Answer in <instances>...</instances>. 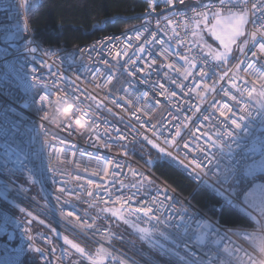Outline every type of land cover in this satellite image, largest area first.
Wrapping results in <instances>:
<instances>
[{"label": "snow or ice", "instance_id": "1", "mask_svg": "<svg viewBox=\"0 0 264 264\" xmlns=\"http://www.w3.org/2000/svg\"><path fill=\"white\" fill-rule=\"evenodd\" d=\"M161 4L154 30L146 18L121 36L107 37V43L89 46L87 53L76 50L81 69L75 79L41 61L47 77L32 67L28 81L21 65V80L26 91L45 92L33 98L40 105L37 112H44L41 121L49 122V113L59 114L67 104L63 111L71 116L58 127L69 136L86 137L105 149L119 146L122 157H128L129 145L149 146L157 158H170L219 196L221 211L235 210L232 227H223L127 161L81 151L80 157L88 156L84 163L77 158L79 149L70 151L75 145L50 134L45 123L36 134L45 137L41 150L47 152V166L30 168L20 161L21 169L33 184L50 180L55 185V201L70 233L51 228L63 240L59 264H138L135 256L114 246V241L124 242L118 231L122 225L150 249L154 259L146 264H264L241 242L264 254V0H147L145 17L156 14ZM28 5L29 0H19L20 8ZM21 31L28 32L27 23L23 29L17 26V39ZM25 50L35 54L38 46ZM82 77L93 85L99 81L104 94L79 87ZM137 84L147 90L140 92ZM245 137L252 138V148L241 143ZM236 149H242L238 157ZM257 150L260 159L246 163L247 153ZM34 158L43 160L40 151ZM152 162L149 152L145 164ZM0 197L7 199L6 186ZM19 211L28 218L25 233L33 221L45 223L27 208ZM249 221L260 230L248 231L244 225ZM10 222L5 216V231ZM42 239L53 244L47 236ZM32 250L49 264L44 249ZM3 264H20L19 253Z\"/></svg>", "mask_w": 264, "mask_h": 264}, {"label": "built area", "instance_id": "2", "mask_svg": "<svg viewBox=\"0 0 264 264\" xmlns=\"http://www.w3.org/2000/svg\"><path fill=\"white\" fill-rule=\"evenodd\" d=\"M41 0H31L27 8H20L18 6L19 0H0V190L7 187V199L0 197V264H3L6 260L16 259L17 253L20 255V264H45V260L41 258L40 253L35 252L34 248L39 247L44 249L45 256L49 264H59V256L61 254V248L63 246L62 238H57L56 234L51 231V228H55L58 233L65 235L70 234L68 229L69 225L63 220L60 215V206L55 201V185L51 184V181H47L45 184L36 183L33 184L27 179V172L23 171L20 166V161H24L28 164V167L35 168L37 165L42 164L47 166V152L41 150V142L45 137H38L36 130L41 123H45L50 134H54L62 139H67L71 144L75 145L70 151L77 152V158L81 159L84 163H87L88 156L80 157L79 152L91 154L92 156H102L104 158L119 159L122 163L127 161L135 168H139L142 171H148L152 177L161 186L167 185L171 190H174L180 198H186L188 202L194 207L199 208L190 196H185L176 190L169 183L160 178L153 171V166L160 161H167L175 168L180 170L190 179H192L197 188H205L204 185L200 184L198 180L188 175L178 164L174 163L170 158H157V154L154 150H151L147 145L136 144L135 146L129 145L128 157L119 156V146L111 149H105L99 145L93 146L91 141L86 137L81 138L80 136L73 134L69 136L68 132L64 131L63 128L58 127L67 117L71 116V113H65L63 110L67 108V104H64L60 108L59 114L55 110H52L49 115L51 117L49 122L41 121L40 116L44 115V112H37L40 107L39 104L33 102L39 100V95H44L45 92L41 89L26 91V85L21 80L23 73L19 72L20 66L23 65L24 72L29 73L26 77L28 81L31 80V68L36 67L40 70L45 77H47L48 69L44 68L41 61L53 63L54 66L52 71L63 72L66 76L75 79V75H79L78 69H81V63L79 59L78 49H85L86 53L89 46L99 43H107V37L110 36H121L126 30L133 26H139L146 18L151 21V27L155 28V21L159 18L160 10L163 8V4L157 9V13L150 17H145V13L141 16L139 22L121 32L108 33L101 35L98 38L84 45H77L72 48H52L44 45L42 41L35 37L31 22L29 19V13L37 8ZM11 5L12 7H9ZM183 11V9H180ZM165 11L163 15H168ZM25 23L28 25V32H20V38L17 39L15 36L17 26L23 29ZM11 37V38H8ZM31 39L34 41L33 44H27V40ZM33 47L38 46V51L35 54H31L25 50V46ZM45 52L55 53L54 56H45ZM69 54H73V59L68 58ZM92 56H95V52H91ZM35 57V58H33ZM87 59V55L84 57ZM75 74V75H74ZM99 81L95 85L89 81H85L83 77L80 81H77L79 87L87 89L93 95H103L99 87ZM127 87V85H125ZM136 89L140 92L147 90V86L137 84ZM37 93L33 97V93ZM123 93H121L122 95ZM57 93H52V99L55 100ZM211 99V97H209ZM219 99V97H217ZM85 103H89L85 101ZM112 105L109 104V107ZM116 111V109H114ZM123 114V113H121ZM73 117V121H74ZM112 119V117H109ZM127 119V118H126ZM115 122V121H114ZM123 128V125H119ZM254 136H259L261 132L252 130ZM241 136L244 133L241 131ZM51 139V135L47 137ZM242 144H247L249 148L253 147L252 138L245 137ZM57 148L62 147L57 143ZM132 151L131 149H133ZM40 151L43 160H36L34 154ZM151 152L152 163L146 165L145 160L149 157ZM242 152V149H236L235 155L238 157ZM175 155V153H174ZM249 159L246 163L251 164L253 161L260 159L259 151H249L247 153ZM180 158H183V154H180ZM31 161V163H29ZM215 170V169H213ZM76 174L75 171L72 173ZM211 175V173L209 174ZM214 194L210 189H206ZM215 195V194H214ZM220 198L219 196H217ZM48 201V203H46ZM87 205H84L86 207ZM27 208L33 211L34 214L40 215V219L45 220V223L41 225L39 221H33L31 225V231L25 233V227L28 225L25 221L28 219L24 213L19 211V208ZM66 210H71L66 209ZM216 213H221V206L216 207ZM203 211V210H202ZM207 216H210L203 211ZM7 216L10 222L7 225V230L4 227V217ZM219 221L220 225L225 226L221 223L219 217H213ZM253 224L251 227L246 228L248 231H259L260 225L251 221ZM119 233L124 234V242L120 243L114 241L116 249L122 251L127 256H135L138 264H146V261L154 259L147 245L142 244L134 234L132 230L127 226H121ZM11 232H13L12 239L9 238ZM31 236L32 240L28 237ZM47 236L53 240L52 245H48L42 237ZM237 240V237H233ZM243 243V246L256 255L258 260L264 262V254L253 252V249L248 246L247 243ZM29 245L32 247L30 248ZM134 245V246H133ZM50 248H55V254H50ZM22 249V252H21Z\"/></svg>", "mask_w": 264, "mask_h": 264}, {"label": "trees", "instance_id": "3", "mask_svg": "<svg viewBox=\"0 0 264 264\" xmlns=\"http://www.w3.org/2000/svg\"><path fill=\"white\" fill-rule=\"evenodd\" d=\"M147 0H41L29 13L35 37L45 46L72 48L84 45L101 35L121 32L139 22ZM153 171L181 194L212 217H219L225 226L232 227L237 217L235 210L216 213V200L220 199L167 161L153 166ZM253 224L249 221L245 228Z\"/></svg>", "mask_w": 264, "mask_h": 264}, {"label": "rangeland", "instance_id": "4", "mask_svg": "<svg viewBox=\"0 0 264 264\" xmlns=\"http://www.w3.org/2000/svg\"><path fill=\"white\" fill-rule=\"evenodd\" d=\"M31 2V0H29V3ZM209 43H213V39L212 38H209ZM261 135V133L259 134ZM259 175V174H258Z\"/></svg>", "mask_w": 264, "mask_h": 264}, {"label": "water", "instance_id": "5", "mask_svg": "<svg viewBox=\"0 0 264 264\" xmlns=\"http://www.w3.org/2000/svg\"><path fill=\"white\" fill-rule=\"evenodd\" d=\"M12 237H13V232H11L9 238L12 239Z\"/></svg>", "mask_w": 264, "mask_h": 264}]
</instances>
